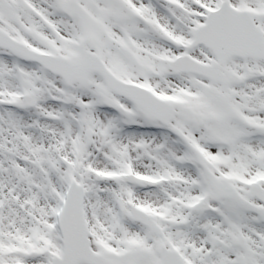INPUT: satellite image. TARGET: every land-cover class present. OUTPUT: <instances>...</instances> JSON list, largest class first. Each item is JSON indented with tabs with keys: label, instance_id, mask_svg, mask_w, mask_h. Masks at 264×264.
<instances>
[{
	"label": "snow or ice",
	"instance_id": "obj_1",
	"mask_svg": "<svg viewBox=\"0 0 264 264\" xmlns=\"http://www.w3.org/2000/svg\"><path fill=\"white\" fill-rule=\"evenodd\" d=\"M0 264H264V0H0Z\"/></svg>",
	"mask_w": 264,
	"mask_h": 264
}]
</instances>
